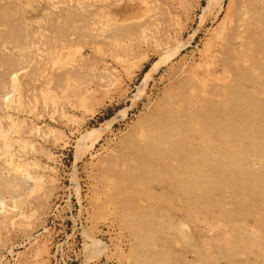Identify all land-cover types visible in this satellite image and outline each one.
I'll return each mask as SVG.
<instances>
[{"label":"rangeland","instance_id":"rangeland-1","mask_svg":"<svg viewBox=\"0 0 264 264\" xmlns=\"http://www.w3.org/2000/svg\"><path fill=\"white\" fill-rule=\"evenodd\" d=\"M207 1L0 0V264H264V0Z\"/></svg>","mask_w":264,"mask_h":264},{"label":"bare ground","instance_id":"bare-ground-1","mask_svg":"<svg viewBox=\"0 0 264 264\" xmlns=\"http://www.w3.org/2000/svg\"><path fill=\"white\" fill-rule=\"evenodd\" d=\"M211 0H208L207 1V7L211 4ZM158 64V62H155L153 65H152V67L146 72V74H145V76H144V78H143V80H142V82H141V84H140V86H139V91H141L142 89H143V87H144V85L147 83V81H148V79H149V77L151 76V74H152V72H153V70H154V68L156 67V65ZM118 118V114H115V115H113L111 118H109L108 120H106V121H104L103 123H101V126H100V128H98V130H97V134H99V133H101V131L109 124V123H111L112 121H114V120H116Z\"/></svg>","mask_w":264,"mask_h":264}]
</instances>
